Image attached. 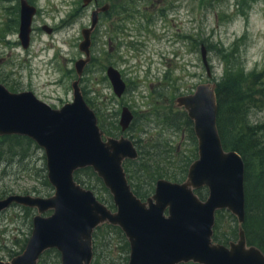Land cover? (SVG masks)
Here are the masks:
<instances>
[{
    "label": "rangeland",
    "instance_id": "1",
    "mask_svg": "<svg viewBox=\"0 0 264 264\" xmlns=\"http://www.w3.org/2000/svg\"><path fill=\"white\" fill-rule=\"evenodd\" d=\"M26 1L36 13L29 47L23 49L18 38L20 0H0V83L14 93L30 91L60 109L72 102L71 84L77 79L74 63L83 57L78 49L80 31L90 25L95 4L83 6L82 0ZM105 4L109 10L102 21L113 22L114 27L110 32L108 25L102 24L93 32V60L85 67L79 84L83 98L96 115L99 128L114 132L116 137L120 135L121 103L128 105L135 120L124 136L144 153L150 143L159 142L163 145L159 150L163 157L160 167L178 173L181 163L190 165L197 158V143L177 122L178 115L173 116L180 112L175 111V99L192 93L199 84H219L229 69L249 76V84L264 87V0H98L99 6ZM144 17L151 21L147 23ZM108 37L117 45L114 56L108 59L127 83L120 99L106 76V61H100L109 55ZM135 45L140 49L134 50ZM201 46L207 51L211 78L201 60ZM246 116L249 124L264 126V100L255 103ZM165 117H169L168 123H164ZM9 148L2 146L0 150V199L13 194L53 195L52 186L43 178L47 174L43 149L35 143ZM81 181L100 202L115 209L102 184L90 175H81ZM36 214L35 209L18 205L0 213V261L9 262L14 254L22 253ZM50 214L48 211L42 216ZM228 214L222 215L217 231L225 246L237 239L238 229L236 219ZM119 240L116 235H108L104 243L117 248L106 246L107 253L96 261L126 264ZM48 257L44 264H56L53 255Z\"/></svg>",
    "mask_w": 264,
    "mask_h": 264
},
{
    "label": "water",
    "instance_id": "2",
    "mask_svg": "<svg viewBox=\"0 0 264 264\" xmlns=\"http://www.w3.org/2000/svg\"><path fill=\"white\" fill-rule=\"evenodd\" d=\"M96 1L82 0V4ZM108 8L93 10L90 25L80 31L78 49L83 57L74 63L77 79L71 84L72 102L53 109L30 91L14 93L0 83V137H27L43 149L46 177L53 188L49 197L13 194L0 199V213L12 205L37 212L22 253L0 264H38L43 253L51 249L60 254V264H91L92 236L104 224L118 227L125 235L129 244L126 264H264L263 252L247 244L243 229L244 164L237 152L222 146L214 83L199 84L191 94L179 96L174 102L192 122L197 141V158L189 165L185 180H157L153 195L146 201L131 190L123 162L137 159L138 152L128 138L103 140L97 117L79 86L90 62L91 37L99 13ZM35 13L26 0H20L18 38L23 49L29 47ZM200 53L211 78L204 46ZM106 76L114 95L120 98L126 91L120 72L108 67ZM132 120L133 114L123 108L121 130L125 131ZM85 168H91L102 181L114 210L74 180V173ZM202 188L208 192L205 200L195 194ZM48 211L49 216H42ZM217 211L229 212L238 223L237 239L227 246L212 240Z\"/></svg>",
    "mask_w": 264,
    "mask_h": 264
},
{
    "label": "trees",
    "instance_id": "3",
    "mask_svg": "<svg viewBox=\"0 0 264 264\" xmlns=\"http://www.w3.org/2000/svg\"><path fill=\"white\" fill-rule=\"evenodd\" d=\"M226 71L227 73L222 82L217 85L215 84L217 129L223 148L225 150L228 149L227 151L232 150L237 152L243 160L245 198V222L243 224V229L245 231L247 244L256 246L264 254V126L251 125L246 121L248 110L252 108L255 103L263 102L264 87L261 84V86H256V83L252 82L249 84V81L252 80L249 76L244 77L243 74L237 73L233 71V69ZM175 111L181 112L173 115H178L177 122L185 126L191 140L196 142L193 133V124L188 119L186 113L178 109ZM168 113L170 112L168 111ZM171 113L173 112L171 111ZM165 119L164 123H168L169 117H165ZM115 128L118 130L117 126ZM111 134H114V132L111 131ZM23 141L28 147L34 146V142L27 137L12 135L0 138V150L2 146L10 147L9 150L12 147L21 148L24 144L22 143ZM161 146L163 145H160L159 142L150 143L146 153L141 150L139 151V158L137 160L125 161L123 164L128 183L133 193L142 201L153 194L157 180L166 179L181 183L186 178L189 166L188 163H181L176 169L179 171L178 173H171L160 167L159 162L163 159L161 153H159ZM149 152H152V154L149 155ZM15 157L18 156L16 155ZM81 175H90L96 182L102 184V181L91 168L81 169L74 173V180L83 186L82 184L84 183L81 181ZM43 178L45 184L48 185L46 174ZM195 194L201 200H205L207 197L206 191L203 188L196 190ZM226 212L227 211H217L215 215L212 240L218 244H222L217 234L218 225L220 224L219 221L222 215H225ZM228 216L233 219L232 215L228 214ZM110 234L116 235L118 239L121 240V242L120 240L118 241V247L121 253L125 254L124 262L128 261L127 254H129V244L121 230L117 227L104 224L98 227L93 233L92 264H115L113 261L105 263H98L96 261V258L98 259L101 257V254L107 253L106 249L108 247H110L111 250L117 248L115 245H110L109 242L104 243L107 236ZM106 246L107 248H105ZM14 255L17 256L18 254ZM50 255H53L55 263L59 264L60 255L55 249L43 253L39 258L38 264H44Z\"/></svg>",
    "mask_w": 264,
    "mask_h": 264
},
{
    "label": "flooded vegetation",
    "instance_id": "4",
    "mask_svg": "<svg viewBox=\"0 0 264 264\" xmlns=\"http://www.w3.org/2000/svg\"><path fill=\"white\" fill-rule=\"evenodd\" d=\"M94 4H95V8H94V10L95 9H99V8H101V7H103V6H106V5H108V4H105V5H102V6H99L98 5V0L96 1V2H93ZM108 7H109V5H108ZM158 8V7H157ZM108 10H109V8H108ZM108 10L106 11V12H101V13H99V17H98V24H97V27L98 26H100V25H102V24H104V25H108V30L110 31V32H112L113 31V27H114V23L113 22H105V23H103V21H102V19H103V15L104 14H108ZM144 20L148 23L149 21H151V19L149 18V17H144ZM147 23H145V25H147L148 27H150L151 25L150 24H147ZM96 27V28H97ZM123 28V27H122ZM51 30V29H50ZM95 31V30H94ZM51 32H52V30H51ZM93 40V34H92V37H91V41ZM107 45H108V54L109 55H104V58H102L100 61L102 62V63H104L105 61H106V64H104V65H106L107 67H106V69L108 68V67H113L111 64V62H110V60L108 59V56H114V53L117 51V45H113V41H112V39L110 38V37H108V40H107V43H106ZM91 46H92V43H91ZM137 46H139V45H135V46H132V48H135L134 50H139V49H136L137 48ZM90 51H91V48H90ZM92 60H93V57H92V55L90 56V62L89 63H91L92 62ZM103 60V61H102ZM114 68V67H113ZM81 78H82V76H81ZM81 80V79H80ZM124 82H125V84H126V91H127V83H126V81L125 80H123ZM3 85V84H2ZM8 89V88H7ZM9 90V89H8ZM9 91H11V90H9ZM125 91V92H126ZM11 92H13V91H11ZM125 92H124V94H125ZM124 94L120 97V98H122L123 96H124ZM188 94H191V93H188ZM187 95V94H186ZM83 96V95H82ZM117 99H120V98H118V97H116ZM84 99V98H83ZM65 104H67V103H65ZM64 104V105H65ZM128 108L129 109V111L133 114V120L131 121V123H130V125H129V127L125 130V131H122L121 130V128H120V126H119V121H118V126H119V133H120V135H118V137H116V135H114V134H111V133H109L108 131H102L100 128V130H101V132L103 133L102 134V138H103V140H105L106 138H113V139H118V138H120V137H125L124 136V134L123 133H125L131 126H132V124H133V122H134V120H135V113L133 112V110H131L130 109V107H128V105H123L122 103H121V110L123 109V108ZM174 108L175 109H178V108H176L175 106H174ZM53 109H55V108H53ZM91 109V108H90ZM178 110H180V109H178ZM182 111V110H181ZM120 115H121V111H120V114H119V120H120ZM98 127H99V125H98ZM194 133V132H193ZM125 138H128V137H125ZM129 139V138H128ZM129 140H131V139H129ZM132 141V140H131ZM197 142V141H196ZM132 143H133V145L135 146V144H134V142L132 141ZM135 148H136V146H135ZM136 150H137V148H136ZM137 152H138V158H139V151L137 150ZM137 158V159H138ZM137 159H134V160H125V161H135V160H137ZM124 161V162H125ZM124 162H123V164H124ZM123 169H124V167H123ZM93 171V170H92ZM125 171V170H124ZM188 171V170H187ZM94 172V171H93ZM126 174V173H125ZM97 176V175H96ZM126 177H127V175H126ZM128 180V179H127ZM103 184V183H102ZM129 184V183H128ZM104 186V185H103ZM131 187V186H130ZM154 189H155V186H154ZM132 190V189H131ZM153 193H154V191H153ZM153 194H151L149 197H151ZM137 197V196H136ZM148 197V198H149ZM141 200V199H140ZM147 200V198L144 200V201H146ZM142 201V200H141ZM118 228V227H117ZM122 232V231H121ZM122 234H123V232H122ZM124 235V234H123ZM124 237H125V235H124ZM126 238V237H125ZM127 240V239H126ZM128 242V241H127ZM129 258V257H128ZM92 261H93V259H92ZM92 264V263H91Z\"/></svg>",
    "mask_w": 264,
    "mask_h": 264
}]
</instances>
